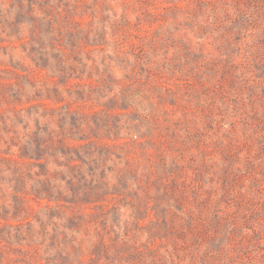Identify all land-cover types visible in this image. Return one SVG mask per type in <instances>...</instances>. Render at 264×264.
Returning a JSON list of instances; mask_svg holds the SVG:
<instances>
[{
	"label": "rangeland",
	"instance_id": "374dc122",
	"mask_svg": "<svg viewBox=\"0 0 264 264\" xmlns=\"http://www.w3.org/2000/svg\"><path fill=\"white\" fill-rule=\"evenodd\" d=\"M35 103L71 264H264V0H0V148ZM44 244L0 237V264Z\"/></svg>",
	"mask_w": 264,
	"mask_h": 264
},
{
	"label": "trees",
	"instance_id": "16d2710c",
	"mask_svg": "<svg viewBox=\"0 0 264 264\" xmlns=\"http://www.w3.org/2000/svg\"><path fill=\"white\" fill-rule=\"evenodd\" d=\"M28 110L27 113L20 111L18 118L12 124H6L7 126H10V124L14 126V133L9 136L6 148H0V192L6 193L11 188L10 193L13 198L10 204L13 213L0 214L4 220L0 221V227L2 229L9 227L12 231L7 232V234L0 232V237L6 236L13 243H20L21 239L28 235L33 243L44 244L46 236L43 233L47 232L46 225L49 224L48 221H55L49 209H46L48 212H44V207L40 201L45 198L43 189L48 184L44 173L47 170L48 158L46 153L49 146L46 139L44 112L41 110L40 105L35 103ZM68 150L69 148H67ZM63 152L67 158L71 159L69 162L79 160V162L73 164L72 168L76 171L82 170L85 156L81 153V150H76L75 153L66 152L65 150ZM24 191L34 195L32 198L38 202V206L29 203ZM2 209L8 211L9 207L2 204ZM12 219L16 222H11ZM69 221H74V219L70 218ZM38 225L41 233L43 232V236L40 237L43 242H40L39 236H37L38 230L36 228ZM60 234L62 232L55 228L54 241L44 245L47 249L50 246L57 249L58 253L55 255L56 258L53 259V264H64L65 262L71 264L74 257L72 250H76L75 253L78 251L77 246L71 240L73 235L68 238V233H65V235ZM70 244L72 247H69Z\"/></svg>",
	"mask_w": 264,
	"mask_h": 264
}]
</instances>
